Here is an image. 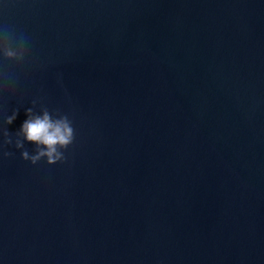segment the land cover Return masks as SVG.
Segmentation results:
<instances>
[{"label": "water", "instance_id": "obj_1", "mask_svg": "<svg viewBox=\"0 0 264 264\" xmlns=\"http://www.w3.org/2000/svg\"><path fill=\"white\" fill-rule=\"evenodd\" d=\"M0 264H264V0H0Z\"/></svg>", "mask_w": 264, "mask_h": 264}, {"label": "clouds", "instance_id": "obj_2", "mask_svg": "<svg viewBox=\"0 0 264 264\" xmlns=\"http://www.w3.org/2000/svg\"><path fill=\"white\" fill-rule=\"evenodd\" d=\"M8 55H11L9 53ZM26 119L20 126L24 140L34 143L38 146H43L44 150L37 152L35 156L29 157L27 152L21 153L23 160H29L35 164L40 157L47 158V164L52 165L58 161L63 162L65 159L58 151L57 147L66 148L73 142V128L71 122L66 115L59 119H53L49 112L45 109L42 115H32V109L25 110ZM16 114L8 117L7 124H12ZM8 143L9 141H5ZM22 145L17 142L16 147Z\"/></svg>", "mask_w": 264, "mask_h": 264}]
</instances>
